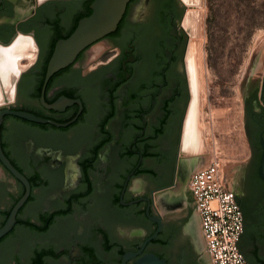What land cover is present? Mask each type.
I'll return each mask as SVG.
<instances>
[{
	"label": "water",
	"instance_id": "1",
	"mask_svg": "<svg viewBox=\"0 0 264 264\" xmlns=\"http://www.w3.org/2000/svg\"><path fill=\"white\" fill-rule=\"evenodd\" d=\"M181 2L193 7L182 22L197 26L200 0L88 5L47 63L40 102L79 105L62 123L4 106L36 49L20 36L0 46L16 54L0 77V264H197L205 245L194 205L160 219L151 197L173 182L188 100ZM3 14H13L8 0ZM15 24L0 23V40ZM243 118L250 156L235 246L248 264H264V83Z\"/></svg>",
	"mask_w": 264,
	"mask_h": 264
},
{
	"label": "flooded vegetation",
	"instance_id": "2",
	"mask_svg": "<svg viewBox=\"0 0 264 264\" xmlns=\"http://www.w3.org/2000/svg\"><path fill=\"white\" fill-rule=\"evenodd\" d=\"M13 4V14L11 16L3 14L0 23L15 24V33L6 43L0 40V46L12 44L19 36L28 38L30 45L36 49L33 59H23L25 66L20 74L15 88V97L12 101L4 104L6 108L26 111L48 120L62 123L70 120L78 110V103L72 102L63 110L49 108L40 102L42 87L46 78L47 63L53 53L56 40L68 37L75 29L80 18L88 16L92 9L88 5L93 0H8ZM182 3V2H181ZM183 10L179 26L187 35L182 63L186 79L188 100L181 120L176 162L174 168L173 182L171 185L151 191L152 205L156 212L163 219L166 213L180 211L186 207L187 203L195 204L190 195L188 183L191 175L198 170L207 167L208 152L202 141L199 127H197V97L193 75L190 70V49L191 34L183 23ZM191 41V42H190ZM16 64V54L14 48L0 49V77L6 78L14 69ZM257 64V65H256ZM253 69L260 72L255 74L260 78L257 83H253L242 92V106L244 113L245 103L252 91L261 83H264V59L258 60ZM193 96V98H192ZM252 110L260 113V106L256 99H252ZM246 145V155L238 163L229 160V164H220L222 171V182L224 188L231 192L240 208V201L243 190L244 170L250 156V147L244 133V118L242 128ZM199 136V137H198ZM175 184V185H174ZM200 236L205 245L201 232L200 222L198 223ZM245 259V258H244ZM246 261V260H245ZM197 264H211V259L206 252V248L196 257ZM248 264V262L246 261Z\"/></svg>",
	"mask_w": 264,
	"mask_h": 264
},
{
	"label": "rangeland",
	"instance_id": "3",
	"mask_svg": "<svg viewBox=\"0 0 264 264\" xmlns=\"http://www.w3.org/2000/svg\"><path fill=\"white\" fill-rule=\"evenodd\" d=\"M198 10L189 58L197 127L208 162L238 163L246 155L242 92L258 82L261 68H253L264 59V0H200Z\"/></svg>",
	"mask_w": 264,
	"mask_h": 264
},
{
	"label": "built area",
	"instance_id": "4",
	"mask_svg": "<svg viewBox=\"0 0 264 264\" xmlns=\"http://www.w3.org/2000/svg\"><path fill=\"white\" fill-rule=\"evenodd\" d=\"M211 264H247L235 246L242 216L233 194L224 188L217 160L195 171L188 183Z\"/></svg>",
	"mask_w": 264,
	"mask_h": 264
},
{
	"label": "bare ground",
	"instance_id": "5",
	"mask_svg": "<svg viewBox=\"0 0 264 264\" xmlns=\"http://www.w3.org/2000/svg\"><path fill=\"white\" fill-rule=\"evenodd\" d=\"M184 4L187 5V6H190V5L186 4V3H184ZM193 6H194V5H193ZM192 8H193V7L190 6V9H192ZM185 26L188 28V30H189V32H190V34H191V25L185 23Z\"/></svg>",
	"mask_w": 264,
	"mask_h": 264
}]
</instances>
